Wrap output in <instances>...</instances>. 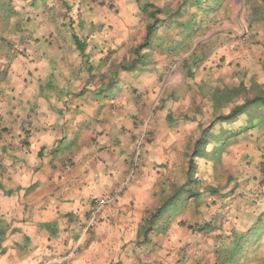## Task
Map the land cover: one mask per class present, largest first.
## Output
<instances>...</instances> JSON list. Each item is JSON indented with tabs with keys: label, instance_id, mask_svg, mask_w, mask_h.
<instances>
[{
	"label": "rangeland",
	"instance_id": "374dc122",
	"mask_svg": "<svg viewBox=\"0 0 264 264\" xmlns=\"http://www.w3.org/2000/svg\"><path fill=\"white\" fill-rule=\"evenodd\" d=\"M148 3L161 11L159 25L150 50L143 51L147 61L135 66L152 22L142 12ZM71 25L95 64L91 74L70 38ZM226 87L245 88L219 110L224 115L264 93V0H0V114L17 116L7 130L18 129L19 136L27 125L43 131L44 141L54 140L63 120L87 119V131L97 128L102 146L112 150L113 142H123L128 156L136 148L117 190L140 181L152 187L154 204L143 209L141 228L184 183L190 159L196 162L201 200L180 203L162 229L137 236L155 247L149 255L132 247L136 264H264V129L225 137L221 149L212 143L204 158L195 157L200 129L219 118L213 95ZM244 121L243 114L233 123ZM81 131L87 132L79 130V136ZM3 164L0 157L5 175ZM3 197L0 190L4 228ZM99 216L89 220L90 228ZM127 219L137 227L134 214ZM252 231L255 238L244 239ZM4 240L0 235V255Z\"/></svg>",
	"mask_w": 264,
	"mask_h": 264
},
{
	"label": "crops",
	"instance_id": "0c3cea01",
	"mask_svg": "<svg viewBox=\"0 0 264 264\" xmlns=\"http://www.w3.org/2000/svg\"><path fill=\"white\" fill-rule=\"evenodd\" d=\"M40 85L45 101V84ZM3 116L0 157L7 172L0 173V190L6 203V226L0 227L5 237L0 264H136L132 251L138 245L144 255L150 254L153 242L137 238L145 235L140 226L143 209L151 201L154 204L152 187L143 181L101 207L99 224L89 227L99 204L115 195L127 179L136 148L128 156L123 142H113L112 150L102 146L97 128L93 133L87 131L92 128L87 119L63 120L53 131L54 140L44 141L43 131H31L27 125L19 136L18 129L7 130L17 116ZM132 127L134 123L125 132L130 134ZM85 129L87 134L81 131L79 136V130ZM133 214L136 228L127 225ZM114 249L117 254L111 259Z\"/></svg>",
	"mask_w": 264,
	"mask_h": 264
},
{
	"label": "trees",
	"instance_id": "16d2710c",
	"mask_svg": "<svg viewBox=\"0 0 264 264\" xmlns=\"http://www.w3.org/2000/svg\"><path fill=\"white\" fill-rule=\"evenodd\" d=\"M142 12L144 15L152 20V22H149L147 25V37L145 39V42L141 44L137 50L136 55L137 59L134 63L136 64L144 63L147 61V56L144 55V50H150L151 44L154 42L152 40V36L156 33V29L158 27L159 18L158 15L161 13V11L156 8L153 4H145L142 7ZM71 30L73 33L70 35L71 40L74 42L75 46L79 50V52L82 55V58L84 59V63L88 66V71L91 74L93 70L95 69V64L90 61V58L86 54V45L85 43L74 33L73 27L71 25ZM69 38V39H70ZM133 65V64H132ZM125 70L132 69V66L125 65ZM191 75V74H190ZM114 85H117L116 81H113ZM246 87V85L243 83ZM245 87H226L223 89H219L218 94H214L212 98V108L215 111V113L219 114L218 120L214 121L213 124H211L209 127H203L200 129V137L196 141L195 144V151L196 155L195 157H202L204 158L208 153L206 152L207 146L215 143L217 144L216 149H221L223 144L225 143V137L230 139H235L239 135H244L249 133L250 131L254 129H264V93H259L255 97L248 99L247 101H244L241 104H235L233 108H231L230 113L227 115H224L223 113H220V111H224V107H226L228 104H230L234 97H236V93L240 89H244ZM264 91L263 89H261ZM112 91V90H111ZM61 95H64V92L60 91ZM69 92H67L68 94ZM107 93L106 91L101 92V95H105ZM70 94V93H69ZM221 108V109H220ZM247 116V123L239 122L234 126V121L237 120L241 115ZM169 119H171L170 116H168ZM220 127L222 129L221 132L217 133L216 127ZM226 139V140H227ZM196 166V162H194V159H190V167L185 173V181L183 184L179 185L176 191L172 193V195L169 198H166L163 203L161 204V207L156 211V214L153 215V220L150 221L145 228H143L142 233H144L146 236L148 235L149 231H155L154 229H162L164 225H161L164 217L170 213H177L179 211L178 205L180 203L187 204L189 200H193L196 202V205L201 200V193H200V178L194 177V168ZM185 225V224H184ZM155 227V228H154ZM258 228H255L254 230H257ZM202 230V228L200 229ZM257 235V232H251L246 236L244 239L252 237L255 238ZM243 240L242 236H239L236 238L235 244L233 246V250H236L239 248L240 241Z\"/></svg>",
	"mask_w": 264,
	"mask_h": 264
},
{
	"label": "built area",
	"instance_id": "2783aa9c",
	"mask_svg": "<svg viewBox=\"0 0 264 264\" xmlns=\"http://www.w3.org/2000/svg\"><path fill=\"white\" fill-rule=\"evenodd\" d=\"M122 192V190L120 192H116L114 196H117L118 194H120ZM113 196V197H114ZM113 197L109 198L107 201H103L99 204V206L96 208V210L93 212V216H92V220L95 221L97 215L100 213L101 207H103L105 204L113 201L112 199H114Z\"/></svg>",
	"mask_w": 264,
	"mask_h": 264
}]
</instances>
